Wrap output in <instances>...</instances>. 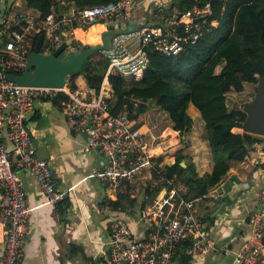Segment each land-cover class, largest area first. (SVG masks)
I'll return each mask as SVG.
<instances>
[{"label":"built area","instance_id":"built-area-1","mask_svg":"<svg viewBox=\"0 0 264 264\" xmlns=\"http://www.w3.org/2000/svg\"><path fill=\"white\" fill-rule=\"evenodd\" d=\"M131 4L132 0H116L87 7L72 6L68 15L62 18H58L54 11L43 17L34 16L15 10L9 3L1 8L0 264H20L30 229L29 217L34 207L27 202L20 172L27 171L39 181L47 203L56 204L64 196L63 192L56 190L49 162L35 153L28 116L36 100L52 101L56 98V105L71 129L86 133L84 150L97 149L102 155L92 175L99 176L110 189L116 190L125 183L143 178L155 167L154 158L164 155L160 149L161 141L148 140V134L136 125V119L130 116L126 104L123 109L112 111L114 93H109V87L103 88L101 84L99 91L89 86L82 91L70 86H25L6 77L7 73L18 74L25 68L35 32L43 30L46 33L48 52L60 45L64 37L63 27L73 20L93 24L107 16L124 18ZM194 19L191 11H187L175 22L189 24ZM152 34L159 35L157 28L146 25L115 36L110 48L99 51L108 60V70L115 69L126 80L137 79L148 66L145 46L155 39ZM168 35H171L170 40ZM162 36L165 42L158 46L160 49L165 52L178 49L169 26L165 27ZM196 37L194 33L193 39ZM133 101L137 104L145 102L137 97ZM261 137L262 140L252 145L264 153V136ZM167 182L171 187L165 186V191L141 210L139 221L146 227L144 236L134 237L133 227L124 212L115 211L110 206L99 210L108 215L107 264H171L179 244L189 239L188 253L192 259L216 249V241L205 227L203 215L195 210L193 201L175 195L174 178H168ZM237 185L234 183L230 189L223 188L218 195L231 193ZM248 225L233 261L227 264H264V181L258 192V205L249 214Z\"/></svg>","mask_w":264,"mask_h":264},{"label":"trees","instance_id":"trees-1","mask_svg":"<svg viewBox=\"0 0 264 264\" xmlns=\"http://www.w3.org/2000/svg\"><path fill=\"white\" fill-rule=\"evenodd\" d=\"M23 1L26 8L35 9L40 17L54 11L58 18H62L68 15L72 6L87 7L116 0ZM154 11L168 19L169 32L178 44L176 51L165 52L158 47L165 42L162 36L165 28L159 23L153 24L159 35L152 34L155 39L146 44L149 63L137 79L126 80L115 69L108 70V60L99 51L94 52L84 65V78L89 87L99 91L108 72L107 78L114 90L112 111H119L126 104L128 113L136 119V125L148 134L154 133L159 116L163 114L169 119V126L178 130L180 136L185 135L192 129L188 107L193 104L203 121L213 165L211 171L201 174L192 156L181 149L173 154L175 160L171 165L163 162L164 155L154 158L152 179L144 187L142 209L162 188L171 187L168 178H174L177 186L185 188L183 197H205L228 174L232 161L244 159L252 144L262 138L249 132L233 131L235 126L242 127L247 114L242 107H230L228 96L232 91H243L247 82L255 84L257 78L264 75V0H172L171 5L155 6ZM187 11L199 20L189 24L175 22ZM163 17L158 18L162 23ZM171 20L174 21L170 23ZM101 22L90 25L73 20L62 31L68 32L78 26L98 29L103 24ZM194 33L197 37L193 39ZM48 42L46 33L39 30L34 34L30 51H47ZM71 45L76 48L84 46L78 40H73ZM77 76L67 78L68 86L73 89L78 88ZM134 97L145 102L137 104ZM52 101L57 102L56 98ZM181 161L186 165L183 166ZM135 202V197L120 191L116 199H104L100 206H110L123 212ZM56 206L60 210L68 206L67 198L63 196ZM214 219L210 212L207 213L204 216L205 227ZM190 246V239L181 242L171 264H190Z\"/></svg>","mask_w":264,"mask_h":264},{"label":"crops","instance_id":"crops-1","mask_svg":"<svg viewBox=\"0 0 264 264\" xmlns=\"http://www.w3.org/2000/svg\"><path fill=\"white\" fill-rule=\"evenodd\" d=\"M171 4L172 0H132L128 15L119 18L121 20L118 25L113 24L114 26L125 27L129 17H133L135 24L143 23L145 16L142 14L146 11L152 9L153 12L155 6L167 7ZM13 5L26 8L23 0H17ZM26 10L31 15H39V12L33 8H26ZM162 17L163 15L155 11L152 18H149L147 14V25L150 27L153 24L162 23L158 20ZM163 19L167 25L168 19L166 17ZM74 30L76 36L83 40H91L96 35H93L92 28L84 29L78 26L70 33ZM87 32H92L88 38ZM75 82L82 91L88 89L83 74L78 75ZM102 87H109V93H114L107 77L104 78ZM188 111L192 117V129L181 138H188L191 151L189 154L192 156L199 173L202 174L212 170L213 160L210 156L207 139H205L203 121L199 119V111L193 104L189 105ZM28 122L33 138L44 145L47 151L46 155H49L46 160L53 170L54 185L58 192H63L67 198L68 206L60 210L56 204L47 203L39 181L27 171L20 172L26 190L27 202L34 207L29 217L30 229L25 239L20 264H107L108 215L99 211L103 208L100 203L104 199H116L120 191L127 192L129 196L136 198V202L128 206L132 210L127 212V207L126 211H123L133 227L134 237L146 235V227L139 221L141 203L144 199V192H141V189H144L147 182L152 179L151 171L146 173L143 178L125 183L116 190L110 189L99 176L92 175L102 159L101 153L97 149L84 150L86 134L72 130L64 113L53 101L36 100L32 112L28 116ZM170 128L172 129L170 132L179 134L178 130ZM166 130L159 136L147 135L148 140H160V149L164 150L170 146L166 143V141L169 142L167 137L165 139ZM233 131L244 132L239 126H235ZM169 134L171 133L167 135L169 136ZM176 140L178 139L176 138ZM200 145L202 147H199ZM178 146L179 144L175 147L171 146L170 152L173 153V150ZM180 149L183 148L177 150ZM172 156L175 160L174 155ZM170 162L171 160L168 161V163ZM235 176L240 180L239 183L233 178ZM263 181L264 153L260 151L259 147L252 145L244 159L232 161L228 174L213 186L205 197L189 199L195 204V210L203 217L209 212L212 216L213 211L222 202L221 196L224 195H218V193L223 188L230 189L234 183L238 184L228 194L232 202L224 205L219 213L212 216L215 219L208 226L210 236L216 241V249L199 258L192 259L190 264H227L233 261L235 253L241 246L249 228V214L258 205V192ZM135 189L138 191L135 192ZM184 189L183 186L176 185L175 195L182 196ZM163 191H165L164 188L157 195ZM137 200H140L138 205ZM148 204L150 205V200ZM137 208L139 210L135 216L133 210ZM1 243L0 253L2 252ZM70 243L82 244L86 256Z\"/></svg>","mask_w":264,"mask_h":264},{"label":"water","instance_id":"water-1","mask_svg":"<svg viewBox=\"0 0 264 264\" xmlns=\"http://www.w3.org/2000/svg\"><path fill=\"white\" fill-rule=\"evenodd\" d=\"M196 20L198 18L194 19V21ZM147 24V22L135 24L133 17H129L125 27L113 26L106 28L101 32V41L87 46L84 45L78 49L70 48L72 41L76 38L75 35L64 36L60 45L53 51H30L23 71L18 74L7 73L6 77L25 86L64 87L67 85L69 76L83 74L84 65L94 52L110 48L115 36L136 31ZM159 24L163 28L168 26L160 22ZM167 38L170 40L171 35H168ZM242 108L247 114L242 122L243 131L264 136V75L257 78L254 84V96L250 101L244 102ZM33 145L36 148L35 153L40 159H48L49 155H46L47 151L43 144L33 138ZM172 162H174L173 159L169 165ZM181 164L183 166L186 165L185 161H181ZM233 178H235L236 182H240L236 176ZM221 199L222 202L213 211L212 216L219 213L224 205L232 202L228 194L222 195ZM70 244L78 248L86 256L82 244Z\"/></svg>","mask_w":264,"mask_h":264},{"label":"rangeland","instance_id":"rangeland-1","mask_svg":"<svg viewBox=\"0 0 264 264\" xmlns=\"http://www.w3.org/2000/svg\"><path fill=\"white\" fill-rule=\"evenodd\" d=\"M17 0H0V7L2 8V7H4L5 6V4L6 3H9V4H14V2H16ZM14 7V9L15 10H21V11H23V12H27V10H26V8H20V7H18V6H16V5H14L13 6ZM35 10V9H34ZM147 14L149 15V18H152L153 17V12H152V9H150V11H146V13H144V14H142L143 16H145L144 17V22H146V19H147ZM102 19H104V23L103 22H101V23H103V24H100V29H93V31H94V33H93V35H95L94 37H92L91 38V40H89V39H86V40H83V39H80L79 37H77L76 36V34H75V30L72 32V33H70V31H72V30H70V31H68V32H66V31H64V36H71V35H75L76 36V38L74 39V40H78V41H81L84 45H89V44H93V43H96V41L97 42H99V41H101V32L104 30V29H106V28H110L109 26L110 25H112L113 23L115 24V25H118V23L120 22V20L121 19H119V18H114V17H109V16H107V17H105V18H102ZM1 20H2V16H1V14H0V22H1ZM97 22H100V21H97ZM91 25V24H90ZM85 29V28H84ZM88 29V28H87ZM90 33H92V32H87V38L90 36ZM70 48L71 49H78V48H76L75 46H72V45H70ZM66 86H68V84L66 85ZM253 96H254V84H251V83H249V82H247L246 84H245V88H244V90L243 91H241V92H238V91H232V92H230L229 93V96H228V103H229V105H230V107H233V106H237V107H242L243 106V104H244V102H247V101H250L252 98H253ZM152 106H155V104L154 103H152L151 104ZM149 117H151V115L149 116ZM149 117H147V118H149ZM139 119H141L142 121L144 120V118L142 117V116H140L139 117ZM169 119L166 117H164L163 116V114H161L160 116H159V121H158V125H157V127H156V130L154 131V133L153 134H151L150 132H149V134H148V136L150 135V136H152V135H154V136H159V135H162V133L166 130V128H168V130H166L167 132H165V139H166V137L168 138V141L169 142H167L166 141V143H168L170 146L169 147H167V148H165L163 151L165 152L164 153V161L163 162H168V161H170V160H172L173 159V154H174V152L177 150V149H179V148H183V149H185V150H183V149H181V151H185L186 153H189V152H191L190 151V149H189V144H188V138H181V136L179 135V134H177V133H172V132H170V131H172V129L170 128L171 126H169ZM174 132V131H173ZM168 133H171V134H169V136L167 135ZM155 138V137H154ZM176 138L178 139V140H176ZM202 141H204V139H202ZM179 144V146L178 147H176L173 151V153L172 152H170V148H171V146H176V145H178ZM199 147H202V145H200ZM161 150H159V152H160ZM192 158V157H191ZM193 160V159H192ZM159 165H162V163H160ZM141 182H144V181H141ZM135 192L136 191H138V189H135L134 190ZM144 192V189H141V192ZM134 192V193H135ZM139 201L140 200H137V205L139 204ZM152 202V201H151ZM150 202V203H151ZM127 210V212H129L130 210H132V208H127L126 209ZM125 210V211H126ZM138 210H139V208H137V209H134L133 210V212H135V216L137 215V213H138ZM142 210V209H141Z\"/></svg>","mask_w":264,"mask_h":264},{"label":"bare ground","instance_id":"bare-ground-1","mask_svg":"<svg viewBox=\"0 0 264 264\" xmlns=\"http://www.w3.org/2000/svg\"><path fill=\"white\" fill-rule=\"evenodd\" d=\"M101 35V34H100ZM97 42V41H96ZM109 86V85H108ZM164 146V145H163Z\"/></svg>","mask_w":264,"mask_h":264}]
</instances>
